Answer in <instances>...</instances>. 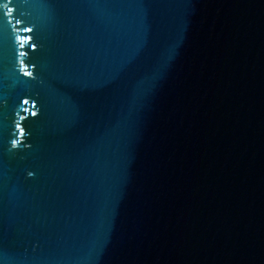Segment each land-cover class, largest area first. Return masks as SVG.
Listing matches in <instances>:
<instances>
[{"label":"water","instance_id":"1","mask_svg":"<svg viewBox=\"0 0 264 264\" xmlns=\"http://www.w3.org/2000/svg\"><path fill=\"white\" fill-rule=\"evenodd\" d=\"M7 2L0 264H264V0Z\"/></svg>","mask_w":264,"mask_h":264},{"label":"snow or ice","instance_id":"2","mask_svg":"<svg viewBox=\"0 0 264 264\" xmlns=\"http://www.w3.org/2000/svg\"><path fill=\"white\" fill-rule=\"evenodd\" d=\"M11 3V0H8V2L7 3H5L3 6L5 7V8H8V5ZM12 11V9H9V12H11Z\"/></svg>","mask_w":264,"mask_h":264}]
</instances>
